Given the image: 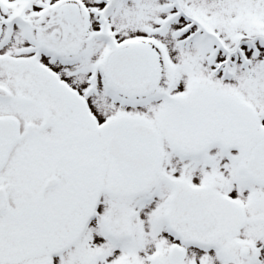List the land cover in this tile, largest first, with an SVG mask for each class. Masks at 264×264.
I'll list each match as a JSON object with an SVG mask.
<instances>
[{
  "label": "snow or ice",
  "instance_id": "obj_1",
  "mask_svg": "<svg viewBox=\"0 0 264 264\" xmlns=\"http://www.w3.org/2000/svg\"><path fill=\"white\" fill-rule=\"evenodd\" d=\"M0 264H264V0H0Z\"/></svg>",
  "mask_w": 264,
  "mask_h": 264
}]
</instances>
